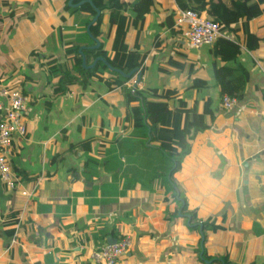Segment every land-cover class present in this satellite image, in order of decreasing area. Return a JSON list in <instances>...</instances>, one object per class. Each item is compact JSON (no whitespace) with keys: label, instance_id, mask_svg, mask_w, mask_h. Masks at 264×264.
Returning a JSON list of instances; mask_svg holds the SVG:
<instances>
[{"label":"crops","instance_id":"crops-1","mask_svg":"<svg viewBox=\"0 0 264 264\" xmlns=\"http://www.w3.org/2000/svg\"><path fill=\"white\" fill-rule=\"evenodd\" d=\"M9 1L17 13L6 19L0 0V39L8 37L0 75L30 101L27 134L15 137L8 157L18 180L13 188L0 180V264H101L91 253L124 235L133 245L116 264H227L223 256L229 264H264V14L223 31L237 56L231 45L218 54L214 45L188 44L175 26L176 0H156L144 26L128 28L129 48L144 57L141 91L173 109L179 102L163 94L172 89L207 125L174 175L193 218L161 178L168 162L151 130L144 136L133 126L138 101L127 102L129 80L117 85L106 72L55 91L60 77L50 66L73 68L69 42L88 46L87 64L103 56L100 47L113 55L110 13L92 48L83 30L88 12L72 13L66 0ZM247 31L260 38L255 51L244 43ZM239 63L249 71L243 98L224 109L216 67ZM207 221L218 229L205 230Z\"/></svg>","mask_w":264,"mask_h":264},{"label":"trees","instance_id":"trees-1","mask_svg":"<svg viewBox=\"0 0 264 264\" xmlns=\"http://www.w3.org/2000/svg\"><path fill=\"white\" fill-rule=\"evenodd\" d=\"M69 1L66 0V7L72 13H89V18L83 21V30L84 34L90 37L87 27L96 14L95 7L89 2L81 6H72L69 4ZM80 1L82 0H73V4ZM92 1L102 11L99 19L91 26L93 36L100 38L103 35L102 25L105 12L110 13V26L112 28L115 27V39L112 45L113 55L111 56L104 52L102 47L98 49L97 55H103L113 67L119 68L124 72H130L134 68L142 66L143 55L138 50H131L126 42L128 28L132 24L141 29L144 26L147 14L151 13L154 9L156 0H132L129 2L127 0ZM176 2L181 9L195 10L200 15L218 22L221 25L222 31L227 30L236 22L242 20L247 24L254 18L264 14V0H176ZM11 4L9 0H3L6 19L12 18L17 13V9H13V5ZM129 5L131 11L130 14H126ZM161 42L159 36H157L155 47L160 45ZM244 43L249 50L255 51L259 47L260 38L257 34L247 31ZM68 44L71 46L66 48V51L69 54H73L71 56L73 68L56 61H53L50 66L51 76L59 75L60 77L55 88L57 93L71 91L76 83L85 85L92 78L104 75L106 72L115 76L117 85L131 79L123 77L117 71L111 70L103 61H99L93 68L83 67V56L79 51L80 45L72 42ZM213 45L215 53L218 54H224V49L230 48L229 45L233 46L235 56L240 52L237 46L232 45L223 37L219 38ZM172 62L179 63L175 60H172ZM248 73V69L240 63L238 65L225 64L216 67V78L219 85L223 88L221 91L222 97L227 94L242 99L243 91L248 81ZM125 93L129 104L138 101V106L132 109L133 126L136 132L138 130L139 132L144 131V136H146L148 131L151 130L152 141L159 143L155 148L164 154L168 162V168L161 175L164 184L168 187L167 190L174 193L176 200L180 203V209L183 208V213L190 214L193 218H196V213L188 210L187 204L183 206L182 201L178 198V182L174 175L179 170L183 159L191 152L192 140L199 131L207 128L206 124H202L203 116L193 115L192 117L187 109L186 101L172 89H165L163 94L170 96V99L173 101L176 99L179 102L178 108L173 109L167 100L148 99L140 88L135 90L130 87L125 88ZM204 229L215 231L218 229V226L213 222L207 221L204 223ZM219 259L229 264L228 256H223Z\"/></svg>","mask_w":264,"mask_h":264},{"label":"built area","instance_id":"built-area-1","mask_svg":"<svg viewBox=\"0 0 264 264\" xmlns=\"http://www.w3.org/2000/svg\"><path fill=\"white\" fill-rule=\"evenodd\" d=\"M176 28L182 33L184 40L194 48L213 45L224 36L221 25L200 15L192 9L177 7ZM0 75V180L13 188L18 180L11 168L9 154L17 135L25 136L27 126L24 114L28 108L30 97L20 89L8 87ZM133 90L141 88V81L136 84V76L128 81ZM238 104V98L225 94L222 98V107L231 109ZM264 124V110L262 111ZM133 240L130 235H124L116 243L104 244L91 253L95 263L116 264L132 247Z\"/></svg>","mask_w":264,"mask_h":264},{"label":"water","instance_id":"water-1","mask_svg":"<svg viewBox=\"0 0 264 264\" xmlns=\"http://www.w3.org/2000/svg\"><path fill=\"white\" fill-rule=\"evenodd\" d=\"M86 2H89L91 3V5L93 7H95V10H96V14L93 18V20L89 23L88 27H87V32L88 34L90 35V37L95 41V44L89 46V47H92V48H98L100 46V42L99 40L93 36V34L91 33V26L99 19V17L101 16L102 14V11L100 8L96 7L95 4L93 3L92 0H82L78 3H75L73 4V0H70L69 1V4L72 5V6H81L82 4L86 3ZM88 46H81L79 51L81 53V55L83 56V67L85 68H93L97 65V63L99 61H103L105 64H107V66L111 69V70H114V71H117L118 73H120L123 77L125 78H132L133 76H136V84L139 83L142 79V69L140 67H136L134 68L133 70H131L130 72H124L123 70L119 69V68H115L113 67L105 57L103 56H98L96 57V59L94 60L93 63L91 64H87V61H86V57H85V53H84V49L87 48ZM164 55L166 54H162L160 55L159 57H164ZM191 221V218L190 216H188V222L190 223ZM200 231L202 233V246H203V243H204V240H205V236H204V232H203V224L200 223ZM109 239H112V240H109ZM108 240H109V244H113V243H116L117 242V239L116 238H111V237H108Z\"/></svg>","mask_w":264,"mask_h":264},{"label":"rangeland","instance_id":"rangeland-1","mask_svg":"<svg viewBox=\"0 0 264 264\" xmlns=\"http://www.w3.org/2000/svg\"><path fill=\"white\" fill-rule=\"evenodd\" d=\"M24 3H27V1H26V2H22L21 5H23ZM7 40H8V37H6L5 39H0V46H1L3 43H6Z\"/></svg>","mask_w":264,"mask_h":264}]
</instances>
